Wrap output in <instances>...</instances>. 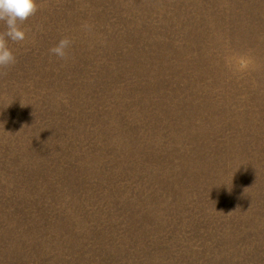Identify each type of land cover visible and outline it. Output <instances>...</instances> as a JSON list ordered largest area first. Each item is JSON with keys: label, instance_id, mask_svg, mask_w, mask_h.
I'll return each mask as SVG.
<instances>
[{"label": "rangeland", "instance_id": "rangeland-1", "mask_svg": "<svg viewBox=\"0 0 264 264\" xmlns=\"http://www.w3.org/2000/svg\"><path fill=\"white\" fill-rule=\"evenodd\" d=\"M20 26L0 264H264V0H38Z\"/></svg>", "mask_w": 264, "mask_h": 264}, {"label": "clouds", "instance_id": "clouds-1", "mask_svg": "<svg viewBox=\"0 0 264 264\" xmlns=\"http://www.w3.org/2000/svg\"><path fill=\"white\" fill-rule=\"evenodd\" d=\"M38 0H0V24L4 30L0 32V67L9 66L16 62L9 41L20 42L25 40L26 33L20 26L23 21L34 15L37 11ZM87 27V26H85ZM71 47V41L67 38L50 49V52L58 58H65L67 50ZM226 62L237 72H246L253 66L251 56L229 57Z\"/></svg>", "mask_w": 264, "mask_h": 264}]
</instances>
